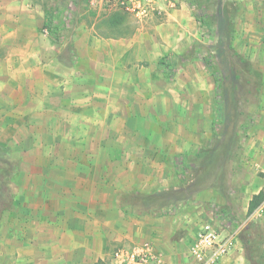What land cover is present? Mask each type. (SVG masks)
<instances>
[{
	"label": "crops",
	"instance_id": "crops-1",
	"mask_svg": "<svg viewBox=\"0 0 264 264\" xmlns=\"http://www.w3.org/2000/svg\"><path fill=\"white\" fill-rule=\"evenodd\" d=\"M179 1L180 10L158 2L174 30L161 40L77 34L62 48L50 41L43 28L46 11L33 0H0V45L6 47L0 146L18 162L19 173L26 175L29 164L40 176L39 183L21 185L12 212L0 221V264H118L116 251L145 242L167 264H192L190 249L203 224L229 233L235 210L229 205L232 217L226 219L206 210L210 198H188L179 206L171 201L161 212L119 208L123 194L143 188L149 167L157 177L154 156H191L202 147L191 131L159 128L175 122L177 107L188 106L164 98L159 87L160 60L185 46L175 42V29L188 20L185 0ZM243 11L233 45L261 85L242 154L264 174V0H252ZM254 185L244 212L252 196L264 194V178ZM160 188L157 179L151 183L152 190ZM219 264H249L241 239Z\"/></svg>",
	"mask_w": 264,
	"mask_h": 264
},
{
	"label": "rangeland",
	"instance_id": "rangeland-1",
	"mask_svg": "<svg viewBox=\"0 0 264 264\" xmlns=\"http://www.w3.org/2000/svg\"><path fill=\"white\" fill-rule=\"evenodd\" d=\"M33 1L44 11L59 7V18L68 17V27L61 32L60 37L62 48L69 47L70 38L77 34L99 37L107 34V24L119 19L115 13L123 15V23L118 31L126 34L124 38L140 35L142 38L157 36L161 40L160 35L162 37L173 35L174 30L165 10L158 7V2H164L167 8L181 9L175 0H155L151 4L148 0ZM251 1L185 0L184 14L188 20L175 29L178 37L175 42L185 46L181 53L170 56V60L174 63L173 69L161 73L159 87L164 98L186 100L188 106L177 107L175 122L162 123L159 128H168L174 133L176 129V132L182 135L191 131L200 138L202 147L195 155L187 156L185 160L187 168L180 175L169 158L174 155L154 156V161L159 164L157 177L156 171L152 175L150 167L143 173L144 186L140 188L136 185L138 193H134L135 201H137L134 212L150 210L161 212L165 207L174 205L171 201H177L175 204L179 206L188 198L193 200L196 198L198 201L210 198L211 202L210 200L204 202L208 203L206 210L216 211L226 219V217H232L227 211V207L231 205L235 210V216L231 218L233 221L230 219L231 223H234L228 230L238 229L242 231L239 239L245 233V237L256 242L254 245L256 251L253 252L254 257H258L261 252L264 255V222H262L264 214L261 217H251L253 213L248 216L243 210V202L246 197L252 195L256 189L254 183H261L264 174L257 167L244 161L242 145L245 143L246 133L243 134L238 128V123L244 120V116L238 117L239 113L245 114L250 111L246 102L253 101L249 91L253 90L256 82L255 71L246 59L239 56L250 66L244 65L236 57L237 50L233 45L234 42H232V48L235 54L224 47L227 57L216 56L213 59L215 68L223 73V87L226 93L230 94L225 121L214 127L212 122L215 120L216 86L211 69H207L200 60L201 56L217 54L220 43L218 32L220 24L223 27V33L232 28L234 41L239 20L244 15L243 7ZM5 55L6 47L0 45V63ZM5 149H0V206L3 208L9 207L10 202L19 196L23 190L21 187L23 183H39L40 181L39 171L35 169L30 172L29 164L26 175L24 173L15 175L10 169L14 159L8 151L5 152ZM27 160L32 162L31 157H27ZM156 179L161 183L158 191L151 189V183H155ZM125 183H128L127 179ZM242 183H245V187H242ZM215 199L223 200L224 203L216 204Z\"/></svg>",
	"mask_w": 264,
	"mask_h": 264
},
{
	"label": "trees",
	"instance_id": "trees-1",
	"mask_svg": "<svg viewBox=\"0 0 264 264\" xmlns=\"http://www.w3.org/2000/svg\"><path fill=\"white\" fill-rule=\"evenodd\" d=\"M59 13L60 9L59 7H53L51 9H48L46 11V21L44 24V30H46L47 35L50 39V41L54 45H60V37H61V32H63L67 27V22L69 21L68 17L64 18H59ZM119 19L110 21L107 24L108 27V33L107 34H102L100 36L102 37H122L126 35L124 32H120L119 27L123 23V15L121 13H115ZM231 28V27H230ZM118 31V32H117ZM218 32L220 33V43L219 47L217 48V54L215 55H207V56H201L200 60L202 61L203 65L207 69H211V74L213 77V80L215 82L216 86V91H215V112H214V119L212 122V125L214 127H217L218 124H223L225 121L226 117V112H227V100L230 98V94L226 93V89L223 87V73L220 72L217 68L214 66L213 59L218 56V57H224L226 52L224 51V47L228 48L229 50L232 51L233 54L234 50L232 48V42H233V30L228 29L226 30L225 33H223V27L220 24L218 26ZM66 53V52H65ZM66 55V54H65ZM67 56V55H66ZM236 57L240 59L241 63L244 65L250 66L248 63L244 62L242 58L239 57V55L236 54ZM65 56L61 55L59 57V60L62 61L63 63L66 61L64 60ZM161 69L164 72H169L170 70L173 69V64L172 61L170 60V56H166L162 58L159 62ZM250 71V70H249ZM254 76L256 79V82L254 83L253 90L249 91V93L252 96L253 101L247 100L246 104H248V108H250V111H247L245 114L243 112L239 113L238 117L244 116V120L241 123H238V128L245 134L248 129L253 126L254 120L257 116V109H258V92L260 89V78L256 72H254ZM239 79V77H237ZM250 83V82H249ZM233 94V93H232ZM232 98V97H231ZM6 147L0 146V149H3ZM239 148V146H238ZM8 151L5 149V152ZM171 158V163L176 169V172L180 175L183 173L187 166H186V158L187 156L184 155H174ZM10 169L13 171L15 175H19V164L18 162L14 161L13 163L10 164ZM264 200V194L262 192L258 193L257 195L252 196L251 200L248 203V208H247V215H251L263 202ZM137 206V201H135V197L129 194H123L120 198L119 202V208L125 212V213H132ZM13 208V202H10L9 207H1L0 206V221L8 214L12 212ZM130 210V211H129ZM147 212V211H146ZM242 234V231H239L238 238ZM245 233L241 236V241L243 243L244 251H245V256L249 264H264V255L259 253L258 257H254V250L256 245V242L254 243L252 239L245 237ZM97 264H101L98 262Z\"/></svg>",
	"mask_w": 264,
	"mask_h": 264
},
{
	"label": "built area",
	"instance_id": "built-area-1",
	"mask_svg": "<svg viewBox=\"0 0 264 264\" xmlns=\"http://www.w3.org/2000/svg\"><path fill=\"white\" fill-rule=\"evenodd\" d=\"M153 1L155 0H148L149 4ZM263 214L264 200L252 216L261 217ZM238 234L239 230L235 229L221 235L211 224H203L190 249L192 264H219L235 248ZM114 259L118 264H167L154 252L149 242L122 248L114 253Z\"/></svg>",
	"mask_w": 264,
	"mask_h": 264
}]
</instances>
